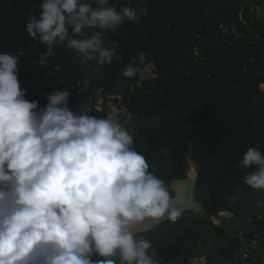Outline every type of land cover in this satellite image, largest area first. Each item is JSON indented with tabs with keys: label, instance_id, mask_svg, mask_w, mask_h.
<instances>
[{
	"label": "trees",
	"instance_id": "1",
	"mask_svg": "<svg viewBox=\"0 0 264 264\" xmlns=\"http://www.w3.org/2000/svg\"><path fill=\"white\" fill-rule=\"evenodd\" d=\"M110 3L118 11L147 7L139 21L103 34L106 45H116L111 65L83 64L73 51L58 46L45 66L39 61L46 46L26 31L30 16L40 19L41 0H0V53L19 56L25 99L37 102L39 111L52 92L67 91L74 113L85 106L90 115L106 118L111 105L124 109L121 122L133 135L134 148L165 184L186 180L192 161L203 216L183 213L141 233L151 240L158 264H185L184 257L197 255L212 238L203 233L204 223L235 244L227 224L215 225L220 212L231 211L245 222L240 232L250 244L259 214H240L238 205L252 190L243 177L254 169L242 165L244 154L249 148L264 154V0ZM134 58L139 71L125 77ZM147 67L154 69V78L140 74Z\"/></svg>",
	"mask_w": 264,
	"mask_h": 264
},
{
	"label": "clouds",
	"instance_id": "2",
	"mask_svg": "<svg viewBox=\"0 0 264 264\" xmlns=\"http://www.w3.org/2000/svg\"><path fill=\"white\" fill-rule=\"evenodd\" d=\"M40 8L26 31L46 46L45 66L58 46L83 64L111 65L116 45L103 34L147 14L146 6L118 11L110 0H41ZM19 62L0 53V264H158L141 233L176 220L184 198L149 171L120 119L85 106L74 113L67 91L52 92L37 111L21 89ZM138 71L134 58L123 75ZM242 165L254 169L245 184L264 193V154L249 148Z\"/></svg>",
	"mask_w": 264,
	"mask_h": 264
},
{
	"label": "crops",
	"instance_id": "3",
	"mask_svg": "<svg viewBox=\"0 0 264 264\" xmlns=\"http://www.w3.org/2000/svg\"><path fill=\"white\" fill-rule=\"evenodd\" d=\"M238 208L240 214L248 215L252 212L259 214L260 225L258 227L257 234L255 235V239L252 243L256 246V248L252 249L251 244L245 242L243 238H240L238 236V233L241 227L244 226L245 222L241 219H237L236 217L225 219V224L228 225V234L231 239H234L236 241L235 244H231L233 246L246 249L251 254H253V259L249 263L243 260L242 264H264V193L252 189L248 194H246L244 199L242 198L238 205ZM220 213L226 214L233 212L225 211ZM247 222H251L250 217H248ZM215 225L220 226L222 225V223L215 221ZM231 230H233L234 232L231 233ZM220 247L221 244H216V241L213 238H207V240L204 241L202 246H200V248L198 249L197 254L215 258L220 262V264H233V256L230 257L231 260L227 259L229 253L224 256H221Z\"/></svg>",
	"mask_w": 264,
	"mask_h": 264
},
{
	"label": "water",
	"instance_id": "4",
	"mask_svg": "<svg viewBox=\"0 0 264 264\" xmlns=\"http://www.w3.org/2000/svg\"><path fill=\"white\" fill-rule=\"evenodd\" d=\"M196 178L197 177L195 176L192 179H190V177L188 175V178L186 180H178V181L173 182V186L175 188H177L175 196L178 195V196H182L184 198V203L179 205L183 208V211L181 214L187 213V212H189V213H203L202 205L200 203H198L195 199V190H196V185H197ZM167 221L168 220L165 219L155 226H149L148 229L144 232H149L152 229L166 223ZM216 221L220 222L222 224L226 223V220L225 219L223 220L219 216H217ZM204 227H205V229H204L203 233L211 235L213 239H215L216 241H218L221 244L220 254L229 253L227 256L228 260H231L230 257L233 256V258H234L233 264H242L243 260L245 262L249 263L253 259V254H251L246 249H243V248H240L237 246H233L231 243H229L228 241L223 239L220 235H218L215 232V230L209 226V224L204 223ZM233 232L234 231L231 230V233H233Z\"/></svg>",
	"mask_w": 264,
	"mask_h": 264
},
{
	"label": "rangeland",
	"instance_id": "5",
	"mask_svg": "<svg viewBox=\"0 0 264 264\" xmlns=\"http://www.w3.org/2000/svg\"><path fill=\"white\" fill-rule=\"evenodd\" d=\"M140 74L146 78V79H151V78H154L155 75H154V69L152 67H147L145 69H141L140 70ZM103 103V100H99L98 101V108L101 109V105ZM111 107V112L109 114V116L113 117V118H118L121 120L122 116H123V112L125 111L124 109H121V108H118V107H115V106H110ZM108 116V117H109ZM188 175H190V173L193 174V177L196 176V167L195 165L192 163V161H190L189 163V166H188ZM170 193H172L174 196L176 194V191H177V188H175L173 186V183H169V184H165ZM197 217H202L203 216V213H194Z\"/></svg>",
	"mask_w": 264,
	"mask_h": 264
},
{
	"label": "built area",
	"instance_id": "6",
	"mask_svg": "<svg viewBox=\"0 0 264 264\" xmlns=\"http://www.w3.org/2000/svg\"><path fill=\"white\" fill-rule=\"evenodd\" d=\"M218 216L222 219H230V218L235 217V215L233 213H226V214L219 213ZM238 236L240 238H243L242 232L239 231ZM252 243H253V241L250 243L251 248L255 249L256 246ZM184 263L185 264H220V262L215 258H211V257L205 256V255H199V254L184 257Z\"/></svg>",
	"mask_w": 264,
	"mask_h": 264
},
{
	"label": "bare ground",
	"instance_id": "7",
	"mask_svg": "<svg viewBox=\"0 0 264 264\" xmlns=\"http://www.w3.org/2000/svg\"><path fill=\"white\" fill-rule=\"evenodd\" d=\"M189 177H190V179H192V178H193V174H192V173H190Z\"/></svg>",
	"mask_w": 264,
	"mask_h": 264
}]
</instances>
